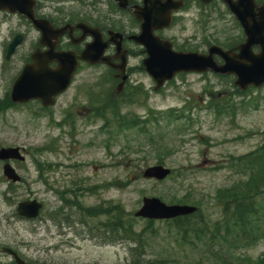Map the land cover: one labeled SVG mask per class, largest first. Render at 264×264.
<instances>
[{
    "label": "rangeland",
    "instance_id": "1",
    "mask_svg": "<svg viewBox=\"0 0 264 264\" xmlns=\"http://www.w3.org/2000/svg\"><path fill=\"white\" fill-rule=\"evenodd\" d=\"M64 5L63 11L76 9L74 4ZM89 5L82 11L88 12ZM114 15L112 21L118 24ZM203 22L201 17L184 16L164 35L175 36V45L182 40L189 48L206 33L215 41L225 35L236 40V32L219 21L211 22L202 35ZM132 48L127 60L130 91L123 97L109 100L115 85L105 67L81 65L77 88H70L52 109L0 102V147L20 146L25 154L23 162L12 163L21 182L12 186L0 178V264L9 262L1 253L5 246L33 264H129L132 242H109L96 229V221L113 206H120L121 215L133 217L135 229L143 230L140 260L158 264L166 258V264H193L203 254L206 236L201 237L203 244L198 240L184 244L166 221L147 224L133 213L142 197L154 196L166 204L196 205L208 228L220 221L222 192L246 178L229 161L234 164L235 156L256 153L264 144V85L238 96L230 77L191 73L179 74L154 91L141 67L139 48ZM8 73H0V97L6 89L1 77ZM73 93L79 108L67 116L74 122L63 124L58 109ZM217 102L239 103V111L232 118L217 115L210 110ZM169 109L178 111L173 114L183 109L185 117L165 118ZM153 113L163 118L154 121ZM129 118L138 124L125 128L120 119ZM157 162L172 169V176L161 181L139 176ZM32 198L43 203L40 217L17 218V202ZM257 202L264 206V196ZM98 206L99 215H88ZM234 254L256 262L264 256V239Z\"/></svg>",
    "mask_w": 264,
    "mask_h": 264
},
{
    "label": "flooded vegetation",
    "instance_id": "2",
    "mask_svg": "<svg viewBox=\"0 0 264 264\" xmlns=\"http://www.w3.org/2000/svg\"><path fill=\"white\" fill-rule=\"evenodd\" d=\"M88 1H94V9L84 12L82 9H84V5ZM156 1H159L160 4L164 2V0ZM174 2L171 11V24L168 27L155 31L156 35L168 38L174 47L186 51L196 50L206 52L208 46L211 44H216L223 49H232L243 40V27L238 19V14L235 12L237 11V0H230L229 3H225L222 0H174ZM65 3L74 4L76 9L73 12L61 10L64 8ZM263 3L264 0H251L249 4L250 10L246 13L249 16L257 15L256 12ZM128 4L130 7L119 8L115 0H36L33 7V16L35 19L44 20L42 24L51 31L46 37L42 36L40 29L25 15L0 10V73L2 71H9L7 75L1 77L6 82L5 92L8 90V97L9 92L12 91L13 85L15 86V82L24 68L27 67L29 75L35 77L40 72L48 70L50 72L48 77V85L50 86L48 88L52 89L46 90L48 85L44 82H42V87L44 92H49L63 85L62 81L65 79V70H62L61 73L55 71L59 67L56 57L61 53L64 54V58H70L73 60V63L74 61L76 62V68L66 88L52 98L54 101L53 105L44 106L39 99H30L26 102H11L10 104L14 107L25 108L30 103H35L37 107L43 110L52 109L70 88L73 87L72 91L77 88V84L75 85L74 83L81 65L90 67L102 66L110 72L109 75L115 88L109 93V100L110 97H123L124 94L127 95L130 91L128 89L130 74L127 66L125 67L126 78L119 84L121 77L118 70L106 64H90L89 62L82 61L81 53L87 43H97L99 44V48L102 47L103 52L101 54L103 56H111L112 62L114 64L118 63L120 60L119 52L116 50V46L113 44L109 33L114 30L120 35L116 37V40H120V52H125L127 60L134 46L139 48L141 57L144 56L142 46L137 45L130 37L135 36L140 31V21L132 14V6L141 8L144 3L143 0H128ZM189 10H192V12L187 13ZM239 12L242 14L243 8H240ZM110 13H115L114 18H118L116 20L118 24L113 23L112 20L114 19H112V14ZM193 15L201 17L204 20L202 35L211 22L219 21L226 30L236 32V40L230 35H225L222 36L221 40L215 41L212 40L211 33H206L197 43L192 44L189 48L185 47L182 40H179L175 45L174 41L177 40L175 36L167 37L164 35L167 30L177 23V19L181 21L182 17ZM88 29L93 30L94 34L90 35ZM207 30L209 31V29ZM10 47H12L11 52H8ZM252 50L256 51L257 47L252 46ZM213 58L218 63L222 62V59L217 55H214ZM39 62L42 64L41 66H39ZM29 85L32 87L37 86L33 84ZM69 100V102L63 104L58 109V112L62 115L63 124L67 125L74 122L72 118L69 119V115L76 108H79L75 93L71 95Z\"/></svg>",
    "mask_w": 264,
    "mask_h": 264
},
{
    "label": "water",
    "instance_id": "3",
    "mask_svg": "<svg viewBox=\"0 0 264 264\" xmlns=\"http://www.w3.org/2000/svg\"><path fill=\"white\" fill-rule=\"evenodd\" d=\"M121 8L128 7L127 0H115ZM229 3L230 0H224ZM251 0H237L236 14L244 29L245 40L237 46L238 53L233 50H222L219 47L211 46L207 54H199L197 52L174 51L171 49V44L166 40H161L152 34L155 28H160L167 25L170 21V13L172 10V0H164L162 4L156 0H143V7H135L132 11L137 19L142 20L140 23V34L133 37L135 42L144 45L147 56L142 60V64L146 72L156 82L155 89L163 84L167 79L173 77L179 71H205L211 70L215 73L227 74L233 73L236 76L235 84L240 88H245L248 84L259 86L264 83V5L262 10L258 8L255 16H249V4ZM34 0H0V10L9 12H19L32 19L34 25L40 29L42 36L46 37L51 31L46 28L39 20L32 18V5ZM233 7V5H231ZM243 8V13L239 9ZM60 32V31H59ZM58 32V33H59ZM115 42V41H114ZM252 45H258L260 50L258 53H253ZM117 51L120 48L119 41H116ZM10 47L8 52L11 51ZM102 47L99 44L90 43L82 51L81 57L89 62L102 61L110 64L108 59L101 57ZM213 54H218L224 59V63L216 64L212 58ZM121 63L118 68L123 71L124 61L121 56ZM57 59L60 63L57 73L65 70V85L68 76L71 74L73 60L64 58L63 55H58ZM43 72V71H42ZM38 76H30L28 68L22 71L20 78L16 81L11 92V100L26 101L28 98H39L42 103L51 104V96L59 90L44 92L42 82L48 85L49 74L48 70H44ZM34 77V78H33ZM124 78V76H122ZM29 84L37 85L32 87ZM46 87V90L52 88ZM62 86V85H61ZM61 90V89H60ZM9 159L23 160V156L19 153V148L16 147H0V160H5L2 165V174L11 181H18L19 176L14 168L10 165ZM169 169L162 165H153L146 167L142 175L144 177H154L156 179L164 178ZM41 203L36 199L23 200L17 203L16 210L20 216L32 218L37 216ZM196 207L187 204H172L167 205L156 197H143L142 205L135 211V216L146 218H170L177 215L188 214L195 211ZM5 252L12 255L17 264H28L24 262L14 251L5 248Z\"/></svg>",
    "mask_w": 264,
    "mask_h": 264
},
{
    "label": "trees",
    "instance_id": "4",
    "mask_svg": "<svg viewBox=\"0 0 264 264\" xmlns=\"http://www.w3.org/2000/svg\"><path fill=\"white\" fill-rule=\"evenodd\" d=\"M217 106L219 105L216 104L215 107ZM262 141L264 142V138ZM235 160L234 164L232 160L230 161L231 166L235 171L246 173L247 176L244 180H239L242 183H234L222 192V198L219 200L220 221L213 222L208 228L205 224L206 220L198 216L199 210L192 215L166 221L179 233L180 242L189 244L192 241L197 243L198 240L201 244L204 243L203 254L193 264H264V256L253 262L247 257L242 258L234 254L236 249L245 248L264 239V206L260 204L261 202H257L260 196H264V144L256 153L240 155ZM93 210L94 214L88 213V215L96 216L99 215L98 211H101L99 206ZM111 211L108 215L104 212L105 218L96 221L98 234L109 242L118 240L132 242L130 248L132 259L129 264H156L154 260L149 262L139 259L144 251L145 240L143 230L135 229L134 218L122 216L120 206H113ZM195 216L196 218L193 219ZM153 222L146 220L147 224ZM189 236L192 239H188ZM202 236L207 237L203 243ZM165 260L166 258L159 259L158 264L163 262L166 264ZM216 260L219 262L216 263Z\"/></svg>",
    "mask_w": 264,
    "mask_h": 264
}]
</instances>
